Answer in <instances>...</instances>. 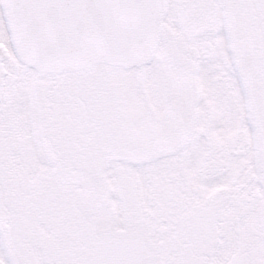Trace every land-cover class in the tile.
<instances>
[{
    "label": "snow or ice",
    "instance_id": "1",
    "mask_svg": "<svg viewBox=\"0 0 264 264\" xmlns=\"http://www.w3.org/2000/svg\"><path fill=\"white\" fill-rule=\"evenodd\" d=\"M0 264H264V0H0Z\"/></svg>",
    "mask_w": 264,
    "mask_h": 264
}]
</instances>
